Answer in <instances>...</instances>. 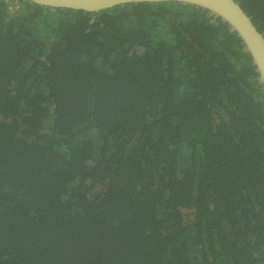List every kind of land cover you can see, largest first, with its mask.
Returning <instances> with one entry per match:
<instances>
[{
    "label": "trees",
    "instance_id": "16d2710c",
    "mask_svg": "<svg viewBox=\"0 0 264 264\" xmlns=\"http://www.w3.org/2000/svg\"><path fill=\"white\" fill-rule=\"evenodd\" d=\"M264 35V0H235ZM0 0V264H264V87L192 5Z\"/></svg>",
    "mask_w": 264,
    "mask_h": 264
},
{
    "label": "water",
    "instance_id": "95a60500",
    "mask_svg": "<svg viewBox=\"0 0 264 264\" xmlns=\"http://www.w3.org/2000/svg\"><path fill=\"white\" fill-rule=\"evenodd\" d=\"M54 9H67L99 13L114 7L141 3H182L201 8L220 18L235 32L256 65L264 87V35L254 25L249 15L235 0H27Z\"/></svg>",
    "mask_w": 264,
    "mask_h": 264
},
{
    "label": "built area",
    "instance_id": "2783aa9c",
    "mask_svg": "<svg viewBox=\"0 0 264 264\" xmlns=\"http://www.w3.org/2000/svg\"><path fill=\"white\" fill-rule=\"evenodd\" d=\"M6 3H7V5H8V8L12 11L13 10V6H12V2H14L15 3V5H16V7L18 6L17 5V3H16V0H4Z\"/></svg>",
    "mask_w": 264,
    "mask_h": 264
}]
</instances>
